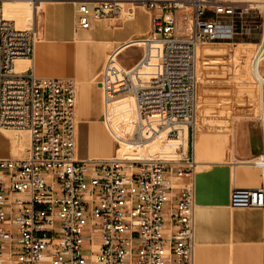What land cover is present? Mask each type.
Here are the masks:
<instances>
[{"label":"built area","instance_id":"built-area-1","mask_svg":"<svg viewBox=\"0 0 264 264\" xmlns=\"http://www.w3.org/2000/svg\"><path fill=\"white\" fill-rule=\"evenodd\" d=\"M75 3L76 26L85 30L93 20L132 19L136 5L151 14L138 62L123 68L112 52L97 82L107 100L133 99L126 142L135 146L174 139L183 125L194 129L199 44L232 39L251 17L261 35L253 61L264 69V0ZM37 41L35 25L18 28L0 0V128L29 132L23 157L0 158V264H195L194 156L182 146L175 160L79 159L77 83L36 73ZM253 165L261 185L233 187V208L264 211V153Z\"/></svg>","mask_w":264,"mask_h":264},{"label":"crops","instance_id":"crops-1","mask_svg":"<svg viewBox=\"0 0 264 264\" xmlns=\"http://www.w3.org/2000/svg\"><path fill=\"white\" fill-rule=\"evenodd\" d=\"M123 1L124 8L127 9L132 6L131 1L136 0ZM211 1L217 6H231L251 0ZM42 2L44 4L41 3V6L47 9L53 7L55 16L53 21L48 22L49 19L43 12L41 18L33 24L40 38L34 56L36 73L41 77L73 78L76 81L79 99L77 132L81 148L77 157L110 158L111 155H106L108 143L106 144L104 130L101 126L89 125L86 121L100 107L97 91L90 83L98 82L95 73L104 52H109L107 57L115 52L117 61L119 54L127 52L138 43L135 40L145 39L150 34L151 14L144 6L136 5L134 18L111 16L109 19L93 20L92 27L86 30L87 36H79V30L85 29L76 26L75 2ZM208 15H211V10ZM238 31L239 34L234 39L241 40L245 45H258L261 35L255 30L251 17L246 26H240ZM141 45L144 43L141 42ZM218 54L220 53L207 54L200 61V70H209L207 58ZM138 60L130 67L120 66L128 69ZM261 73L264 76V69H261ZM197 78L199 85L196 123L191 136L188 129V149L190 148L197 163L194 178L197 205L195 264H263L264 211L257 208L231 207L230 193L233 187H259L262 182V172L253 162L264 153V86H257L255 83L207 84L198 72V61ZM97 86L102 89L98 84ZM211 100L217 103L213 109ZM123 102L115 103L112 112L109 100L104 98L102 101L107 112L102 123L121 142L128 137L124 133L115 132L116 123L112 125L110 121L116 113L120 117L124 115L126 102ZM259 110H263L261 115ZM211 113L219 118H216L215 125L209 123ZM6 133H0V140L8 137ZM150 143L140 148L142 156L157 151L164 154L162 142ZM94 150L99 153L89 155ZM9 151L0 154V157L13 156L12 151ZM186 182L187 179L177 181L180 185Z\"/></svg>","mask_w":264,"mask_h":264},{"label":"rangeland","instance_id":"rangeland-1","mask_svg":"<svg viewBox=\"0 0 264 264\" xmlns=\"http://www.w3.org/2000/svg\"><path fill=\"white\" fill-rule=\"evenodd\" d=\"M13 1V2H12ZM39 1V0H34ZM42 1H60V0H42ZM73 3L78 0H69ZM87 1H93V0H87ZM123 1V0H122ZM128 1V0H127ZM125 2V1H124ZM93 3H90L89 8L92 10ZM38 4H33L31 1L28 2L27 0H11L10 3L4 4V15L5 17H8V19L12 20L18 28L27 29L31 25L35 24L36 21L39 19V14L41 12V9L38 10V13L33 15L34 7ZM47 5H50L47 3ZM34 6V7H33ZM51 20H48L50 22ZM52 24V22L50 23ZM79 36H87L88 32L86 30H79ZM149 35H146L145 38H147ZM40 38L38 37V41L36 43V47L39 44ZM134 46H131V48L124 52L123 54L118 55L117 63L118 65H123L126 67L132 66L140 57L143 51V45H141V42L144 43L143 39L135 40ZM140 43V44H139ZM222 44L228 51L223 52L222 54H218V56H213V58H207L208 68L209 70H200V61L205 58V56L209 53H213L209 50L203 49L202 55L198 58V72L200 75H202L204 82L207 84H244V83H255L257 86L259 85V82L254 78L252 73V62L253 57L255 55L256 49L258 45H245L243 44L241 40L238 39H229L224 41H215V42H207L204 44ZM221 46V45H220ZM109 52H104L102 60L100 62V66L97 69L95 75L97 76L96 80L100 78L101 71L103 69L105 60L107 58V54ZM121 60V61H120ZM25 63L21 62L18 63V68L24 66ZM94 75V77H96ZM93 78V77H92ZM90 86L97 91L98 94V100H99V110L92 113V115L88 118H86V121H88L89 125H99L102 127L106 134L108 147L106 149V155L111 156H120V157H136L141 155L140 149H136L133 147H124L121 144H118V141L116 138L113 137V135L106 129L105 125L102 123V120L104 119V115L107 114L104 103L102 104L103 99L105 98V93L103 90L98 89V86L96 84V81H93L90 83ZM216 98H218V95H216ZM107 100V99H106ZM121 101H124L123 104L126 102L125 105V113L121 117L117 115V113L112 117L110 123L114 125L116 123L114 130L117 133L126 134L125 137H128L131 133V124H132V116H133V99L131 97H125L123 99H117V98H109V104L111 111L113 112V109L115 107V103L121 104ZM211 100L212 109L213 106H216V102ZM259 102V109H260V100ZM79 110V99H77V119L79 118L78 114ZM261 111L259 110V115H261ZM108 117H111L109 115ZM218 116L213 115V113L210 114L209 123L212 125L216 124V120ZM190 130V136L193 133V127H189ZM6 133V135L10 138H2L0 140V154H4L6 152L12 151L13 156L9 155H2L5 157L0 158H21L25 155V149L28 147L29 142V132L24 130H13V129H4L0 128V133ZM9 132V133H8ZM15 137V138H14ZM163 140V141H161ZM159 142H162V145H165L164 140L161 139ZM157 141H154L155 143ZM152 142L150 144H153ZM9 144V145H8ZM172 146L164 147L162 148L164 154H160V151H157L156 153H152L151 155H145L144 157H152V158H159V159H171L173 157V152L177 146V142H172ZM80 145L78 142V132H77V152L80 151ZM84 150V149H83ZM179 149H177L176 155L174 156V159H178L180 156L178 155ZM89 152V150H87ZM167 152V153H166ZM99 152L97 150L90 151L89 155L98 154ZM103 152H101L102 155ZM186 153L191 156V150L188 149V139H187V149ZM110 157V156H109ZM197 170V169H196Z\"/></svg>","mask_w":264,"mask_h":264},{"label":"bare ground","instance_id":"bare-ground-1","mask_svg":"<svg viewBox=\"0 0 264 264\" xmlns=\"http://www.w3.org/2000/svg\"><path fill=\"white\" fill-rule=\"evenodd\" d=\"M3 1H4V4H7V3H10L11 2V0H3ZM27 1L28 2L31 1L33 4H35V3L38 4L35 7L33 6L35 8L34 11H33L34 12L33 15L36 14V13H38V10L41 9V12L39 14V18H41V13L45 12L46 13L45 14L46 15V18L49 19V20H51V21H53V18L55 16L54 11H53V7H49L47 9L46 7L41 6V3H43L42 0H39L37 2L34 1V0H27ZM120 1L121 2H124L122 0H120ZM20 2H21V0H20ZM122 5H124V3ZM260 7L262 9H264V4L263 5H260ZM121 18H123V17L121 16ZM203 49L209 50L211 52L220 53V54H222L223 52H226V48L224 46H222V44H219V43L218 44H215V43H212V44H204V43H201V44H199L198 49H197V60L202 55ZM21 62L25 63V61H19L18 63H21ZM252 63H253L252 64V73H253V76L259 82L260 86L263 87L264 86V76L261 73L260 64L258 63L257 58H255V60ZM262 107H263V102H262ZM261 113H263V110L261 111ZM134 120H135V107H134V102H133V116H132L131 132H132V130L134 128ZM195 123H196V121H195ZM77 124H78V119H77ZM194 127H195V124H194ZM181 129H183V130L178 135V137H176L174 139H171V140H166V139L164 140V142H165L164 147L172 146L171 145L172 142H177L178 143V146L174 150H172V152L174 154L173 157L171 159H166V160H175L174 159V156L176 155V152L175 151L178 148H181L183 146V148H184L185 151L187 149L188 127L186 125H183V126H181ZM24 131L27 132V130H24ZM159 140H161V139H156V140H153V141H150V142L159 141ZM161 141H163V140H161ZM28 144H29V142H28ZM121 145L124 146V147H133V148H136V149H138V148L140 149L141 148L139 146H135V145L131 144L130 142H126V140L125 141H122L121 142ZM26 149H25V151H26ZM112 157H114V156H112ZM112 157H110V158H112ZM117 157L118 158H121L122 160H125V161H135V160L152 158V157H144L142 155L136 156L133 159L126 158V157H123L122 158L120 156H117ZM106 159H109V158H106ZM82 160H93V159H82Z\"/></svg>","mask_w":264,"mask_h":264}]
</instances>
